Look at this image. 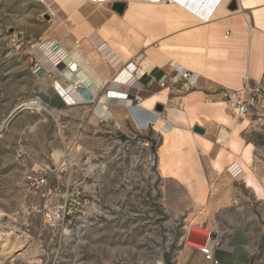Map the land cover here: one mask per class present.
I'll use <instances>...</instances> for the list:
<instances>
[{"label": "rangeland", "instance_id": "374dc122", "mask_svg": "<svg viewBox=\"0 0 264 264\" xmlns=\"http://www.w3.org/2000/svg\"><path fill=\"white\" fill-rule=\"evenodd\" d=\"M61 19L52 0H0V233L16 231L12 238L20 241L6 256L0 239V264H212L187 243L190 229L208 230L214 242L212 228L228 224L251 231L250 264H264V122L250 121L261 148L248 177L259 190L233 187L227 212L186 208L180 191L159 175L156 124L142 129L113 117L102 123L97 108L105 90L94 104L64 110L41 99V88L56 89L35 75L38 66L45 69L39 54L54 40L63 47L53 33ZM43 78L66 84L58 73ZM32 101L42 107H28ZM43 166L54 170L47 174L50 193L35 192L27 182ZM45 205L65 206L69 215L48 225Z\"/></svg>", "mask_w": 264, "mask_h": 264}, {"label": "crops", "instance_id": "0c3cea01", "mask_svg": "<svg viewBox=\"0 0 264 264\" xmlns=\"http://www.w3.org/2000/svg\"><path fill=\"white\" fill-rule=\"evenodd\" d=\"M52 1L65 23L69 45L62 44L63 50L73 60L80 59L83 69L79 65L76 75L45 70L65 77V85H80L92 94L80 74L88 72L100 80L103 86L96 100L104 90L107 94L99 99L97 111L106 105L111 121L113 117L117 124L144 120L142 129L156 124L161 132L158 123L163 121L168 134L161 132L164 137L157 150L159 175L167 188L180 191L178 196L184 197L186 208L227 212L233 187L259 190V183L248 172L261 143L250 120L237 119L225 95L250 83H261L264 88V0H228V13L219 16L215 13L223 0H213L209 9L201 10L193 5L132 7L127 3L123 15L112 10L115 0ZM234 2L237 10L231 11ZM130 63L145 73L133 86V75L126 69ZM179 71L190 73L195 84L190 87L178 80ZM121 73L128 78L124 84L116 83ZM162 79L166 82L163 88L159 86ZM39 82L54 85L59 81L48 83L42 76ZM51 90L50 86L41 88L40 97L48 107L64 110L74 105L71 98L65 100ZM80 103L94 104L84 99ZM158 106L163 111L157 112ZM195 125L205 129V135L194 133ZM222 136L225 142H219ZM234 166L246 178H231L228 173ZM194 227L198 226H192L190 232ZM211 233L219 264L251 263L254 242L247 227L228 224L212 228ZM190 235L199 237L195 232ZM199 240L203 242L197 247H205L207 239Z\"/></svg>", "mask_w": 264, "mask_h": 264}, {"label": "built area", "instance_id": "2783aa9c", "mask_svg": "<svg viewBox=\"0 0 264 264\" xmlns=\"http://www.w3.org/2000/svg\"><path fill=\"white\" fill-rule=\"evenodd\" d=\"M55 50L57 53V57L53 60V65L56 70L59 73L68 72L72 75H76L79 72V65L77 64V62L73 60L70 55L65 53V51L59 44L55 45ZM37 68L38 69L35 71V75L38 77L43 76L47 72L45 71V69H42L39 66ZM126 69L131 73V75H133L134 80L132 79L131 86H133V84H135L138 79H141L145 76L144 72L138 71V66L134 63H130L129 65H127ZM178 75L180 78L178 80L185 81V83L190 87L194 85L191 82L193 76L190 73L179 71ZM72 86H74L75 90H77L79 93L81 92L82 88L80 87V85ZM159 86L162 88L166 86V82H164V79L159 81ZM83 94H86V92H84ZM82 96L87 103H94L97 98V96H95L92 99L89 94ZM225 99L227 103L234 109L237 119L252 121V119L256 116L257 121L263 125L264 88L261 83H255L252 85L247 84L238 91H229L225 95ZM110 120L111 117H101L100 121L103 123ZM229 172L237 180H240V178H242L244 175L243 171L237 166L231 167L229 169ZM48 173H54V170H52V168L49 166H43L40 171H37L27 177L28 185L31 186L35 192L38 190L48 191L49 193L52 192V186L49 181V177L47 176ZM43 214L46 224L54 226L59 222L65 220L69 215V212L67 211L65 206H57L53 209H50L48 205H45ZM208 241L210 242L211 240L209 239ZM200 251L207 260L212 262V264H219V261L215 257L214 250L209 245L200 248Z\"/></svg>", "mask_w": 264, "mask_h": 264}, {"label": "bare ground", "instance_id": "6f19581e", "mask_svg": "<svg viewBox=\"0 0 264 264\" xmlns=\"http://www.w3.org/2000/svg\"><path fill=\"white\" fill-rule=\"evenodd\" d=\"M42 1L44 2L45 0H42ZM84 1H87V0H84ZM91 1H99V0H91ZM102 1H106V0H102ZM115 1H123V2L129 3L130 6H132V7L133 6L134 7H136V6H145V5H146V7H147V5L148 6H155V7H174V6L182 5V6L188 7L189 5H193V6L197 7L198 9L200 8V10L203 9V8H208L209 9V7H211V4L214 2L213 0H115ZM227 1L228 0H223L220 3V5L218 6V8L216 10V13H215L216 16L228 13V11L225 9ZM97 6L99 7L100 5L97 4ZM193 6H191V7H193ZM195 11H197V10H195ZM59 22L55 21V27L53 28L54 29L53 33L56 34V32H57V34L62 38V42L61 43H63V45H65L67 47V45H69V44L67 43L68 39L65 36V27L63 26V25H65V23H59ZM54 41L47 43L45 48L40 53L42 56L39 54V57L42 60V64H44V68H46L48 71H53L55 73V72H58V71H56V68L53 65V60L57 57L56 56L57 53H56V50H55V45H58L59 43H57V41L56 42H54ZM63 48L64 47H62V49ZM76 62H77L78 65H81L80 67H82V69H83V63H81V60L78 59V61L76 60ZM80 67H79V69H80ZM88 70H89V68H88ZM80 75H81L82 82L84 81L83 83L86 84L85 86L88 87L93 92V94L91 92H88L85 88L81 89V92L79 93L77 90H75L74 86H72V85H65V84H61V82H55L54 83V87H55L56 91H58V93L65 100L71 98L75 103H79V102H82V100L84 99V97L82 95L85 96L87 94H89L90 97L93 99V97H95L96 94L98 93V90L100 88H102V86H103L102 84L103 83L100 80H97L93 75H90V74L88 75V72H87V74L81 73ZM91 81H93V83ZM127 81H128V78L125 79V76L123 75V73L119 74V76L116 78V83H119V84H122V83L124 84ZM191 82L193 84H195V78L192 77ZM112 91H115L114 93H117V94L120 93L121 96L123 95V93H121L120 91H117V90H112ZM84 92H86V94H83ZM111 92H110V94H111ZM121 98L124 99L125 96L123 95ZM72 100H70V102H68V103L69 104L73 103ZM75 103H73V104L75 105ZM27 106L30 107V108L37 107L38 109H40V107H42V105L39 102L37 103L35 101H32L31 103L27 104ZM107 109L108 108L106 107V105L101 106V110H100L98 116L100 118L101 117H105V118L110 117V114H108V110ZM137 122H138L139 126H145V121L144 120H139ZM158 126L161 128V132L163 133V135H167L168 134V130L165 129L163 121H160L158 123ZM142 128H144V127H142ZM161 132H160V135L162 136ZM163 137L164 136H162V138ZM225 140H226L225 137L222 136L220 138L219 142H225ZM54 156H55V158L57 160H59L61 158V153L60 152H56ZM194 232L200 238L207 239L206 240L207 241L206 246L209 245L214 250L213 241H210V242L208 241L209 240V233L207 231H203L202 229H200L198 227H194V228H192L191 234L194 233ZM15 233H16V231H13L12 233L11 232L10 233H3V232L0 233V239H1V242H3V244H2L3 245L2 246L3 253L6 252L5 253L6 256H7V254H9V255L12 254L14 252V250L20 244V241H19V238H17V235H16V237L14 236L15 238H12V235H15ZM188 238L189 239H188L187 243L191 244V245L197 246V243L203 242L202 240L196 239V236H194V235H190V237H188ZM204 243H205V241H204ZM201 248H203V247H201ZM157 264H162V263L158 262Z\"/></svg>", "mask_w": 264, "mask_h": 264}, {"label": "water", "instance_id": "95a60500", "mask_svg": "<svg viewBox=\"0 0 264 264\" xmlns=\"http://www.w3.org/2000/svg\"><path fill=\"white\" fill-rule=\"evenodd\" d=\"M126 8H127V3L126 2H123V1H113L112 2V10L114 12H116L118 15H123V13L126 10ZM229 10H231V11L237 10V5H236L235 2L232 3V5L229 7ZM44 19L46 21H49L50 20V16L46 14L44 16ZM157 111L158 112L163 111V107L162 106H158L157 107ZM193 132L196 133V134H199V135H205V133H206L205 129H203L202 127H200L198 125H195L193 127Z\"/></svg>", "mask_w": 264, "mask_h": 264}]
</instances>
